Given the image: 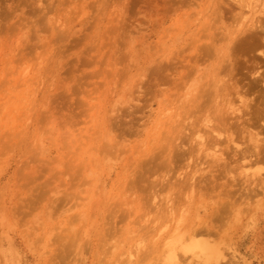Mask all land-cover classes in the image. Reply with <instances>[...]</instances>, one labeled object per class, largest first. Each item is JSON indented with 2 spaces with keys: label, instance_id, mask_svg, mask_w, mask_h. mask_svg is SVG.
<instances>
[{
  "label": "rangeland",
  "instance_id": "rangeland-1",
  "mask_svg": "<svg viewBox=\"0 0 264 264\" xmlns=\"http://www.w3.org/2000/svg\"><path fill=\"white\" fill-rule=\"evenodd\" d=\"M263 114L264 0H0V264H264Z\"/></svg>",
  "mask_w": 264,
  "mask_h": 264
},
{
  "label": "bare ground",
  "instance_id": "bare-ground-1",
  "mask_svg": "<svg viewBox=\"0 0 264 264\" xmlns=\"http://www.w3.org/2000/svg\"><path fill=\"white\" fill-rule=\"evenodd\" d=\"M242 2V1H241ZM252 3V2H251ZM247 6L249 7V3L247 4ZM242 9V8H241ZM253 12V11H252ZM256 15V14H255ZM245 18V17H244ZM257 21V20H256ZM256 24H257V22H256ZM232 34V33H231ZM213 42V41H212ZM208 50V49H207ZM203 51V50H202ZM205 52V51H204ZM208 53V52H207ZM206 53V54H207ZM205 55V54H204ZM212 71V70H211ZM215 91V90H214ZM243 98V97H242ZM256 110H257V107H256ZM233 111V110H232ZM236 111V110H235ZM237 112V111H236ZM185 113V112H184ZM241 114V113H240ZM238 115V114H237ZM264 115V114H263ZM188 116H190V114H188ZM238 118V117H237ZM236 119V118H235ZM235 121V120H234ZM257 122V121H256ZM264 122V121H263ZM111 123V122H110ZM245 123V122H244ZM253 123H255V122H253ZM238 124V123H237ZM242 124V123H241ZM224 125H226L227 126V124H224ZM250 125H251V123H250ZM254 126H256L257 124H253ZM262 125L263 124H261V127H262ZM176 126H177V124H176ZM188 126V125H187ZM224 127L225 129H227V127ZM238 126V125H237ZM242 126V125H241ZM244 126H246V125H244ZM253 126V128H255ZM231 127V126H230ZM247 127V126H246ZM258 127H260V126H258ZM217 128V127H216ZM221 129V128H220ZM231 129V128H230ZM239 129H241L240 128V126H239ZM249 129V128H248ZM258 129V128H257ZM184 130V129H183ZM228 130H229V128H228ZM227 130V131H228ZM236 130V129H235ZM237 130H238V128H237ZM247 130V129H246ZM246 130L244 131L243 130V132H245L244 134H246ZM260 130V129H259ZM259 130L256 132V133H258L259 132ZM262 130H264V127H262ZM172 131V130H171ZM232 131V130H231ZM239 131H241V130H239ZM261 131V130H260ZM200 132V131H199ZM229 132V131H228ZM248 132V131H247ZM210 133V132H209ZM220 133V132H219ZM235 133V132H234ZM238 133V132H237ZM263 133V132H262ZM225 134V133H224ZM214 135V134H213ZM220 135V134H219ZM228 135V134H227ZM233 135V134H232ZM243 134H241V136H242ZM248 135V134H247ZM258 135V134H257ZM256 135V136H257ZM264 135V134H263ZM231 136V135H230ZM241 136H238V137H240L241 138ZM246 136V135H245ZM249 136L250 135H248V138H249ZM253 136H255V135H253ZM255 136V137H256ZM260 136H261V134H260ZM216 137H217V135H216ZM219 137V136H218ZM215 138V137H214ZM239 138V139H240ZM216 139H218V141H219V138H216ZM231 139H232V137H231ZM242 139V138H241ZM250 139V138H249ZM213 140V139H212ZM221 140V139H220ZM233 140V139H232ZM236 140L238 141V139H234V143L236 142ZM244 141H240V142H242V143H244L245 141H247V143H249L248 142V140H247V137H246V139H245V137H244V139H243ZM261 140H263V139H261ZM207 141H209V140H207ZM216 141V140H215ZM225 142L226 143V141L223 139L221 142ZM229 141V140H228ZM178 142V141H177ZM220 142V141H219ZM220 142V143H221ZM231 142H233V141H231ZM260 142V141H259ZM264 142V141H263ZM262 143V142H261ZM261 143H259V144H261ZM175 144V143H174ZM219 144V143H218ZM228 144V143H227ZM252 144H254V147H253V151H251V150H248L247 149V146H246V144H245V146H246V148L244 147H242L240 144L238 145V144H236V149L238 150V151H234V153H232V154H234V160L235 161H233V160H231V158H230V161L234 164V162H238L239 163V160H240V163H242V162H246V163H248V165H250L251 164V166H253L252 164H254L255 162L257 163L256 165H258V162L259 163H261L262 161L261 160H263L264 161V154H263V152H264V149L261 151V155H259V153H260V151L259 150H261L260 149V145L259 144H256V142H254V143H252ZM251 143H250V145H252ZM235 145V144H234ZM232 146V147H235V146ZM261 145H263V144H261ZM240 146L242 147V148H240ZM244 146V145H243ZM116 147V146H115ZM230 147V146H229ZM263 147H264V145H263ZM251 148V147H250ZM230 149V148H229ZM235 149V148H234ZM252 149V148H251ZM233 150V149H232ZM251 151V152H250ZM233 152V151H232ZM150 154V153H149ZM156 154V153H155ZM182 155V154H181ZM148 156V155H147ZM171 156V155H170ZM232 156V155H231ZM230 156V157H231ZM252 156H254V158H252ZM232 157V158H233ZM180 158H182V157H180ZM220 159V158H219ZM141 160V159H140ZM214 160V159H213ZM241 160H243L242 162H241ZM216 161H217V159H216ZM215 161V162H216ZM178 162V161H177ZM222 162H223V160H222ZM222 162L220 163V164H222ZM227 162V161H226ZM230 162V163H231ZM236 162V163H237ZM171 163V162H170ZM216 163H218V162H216ZM216 163H214V164H216ZM230 163H228L227 162V164H224V165H227L228 167H229V165H230ZM231 163V164H232ZM219 164V165H220ZM232 164V166L234 167V165ZM243 164V163H242ZM240 165L241 167H243V165ZM261 164H263V163H261ZM261 164H259V165H261ZM152 165V164H151ZM162 165V164H161ZM217 166H218V164H216ZM215 165V166H216ZM245 165V164H244ZM247 165V164H246ZM245 165V166H246ZM247 165V166H248ZM255 165V164H254ZM255 165V166H256ZM220 166H222L221 168L223 169V168H225V166H223V165H220ZM227 166H226V168H227ZM231 166V165H230ZM237 166L238 165H236V167L235 168H237ZM244 166V167H245ZM149 168V167H148ZM255 168H257L253 173H251V174H249L250 176H249V178H246L245 179V181L243 180V183H246L245 185H244V187L242 186V188H241V186H240V188L239 189H235V190H239L240 192L238 193V195L237 196H239V197H242V196H244L243 198H246L247 199V197L248 198H251V197H249V196H254V195H258V190L259 189H264V177H262L261 176V174L260 173H262V172H260V171H262L263 169H261V166H260V168L259 167H255ZM240 169V167H238V170ZM225 170H227V169H225ZM241 170V172H243L242 171V168L240 169ZM220 171H223V170H220ZM229 170H227L226 172H228ZM224 172V171H223ZM239 172V171H238ZM225 173V172H224ZM155 174V173H154ZM160 174V173H159ZM239 174H241V173H239ZM156 176V175H155ZM165 176V175H164ZM232 177V176H231ZM243 177V176H242ZM74 179V178H73ZM145 179H147V178H145ZM241 179H243V178H241ZM169 180V179H168ZM201 180V179H200ZM146 181V180H145ZM196 181V180H195ZM198 181V180H197ZM196 181V182H197ZM213 181V180H212ZM154 182V181H153ZM152 182V183H153ZM239 182H240V180H239ZM134 183V182H133ZM241 183V182H240ZM74 184V183H73ZM154 184V183H153ZM215 184V183H214ZM238 184V181L236 180V179H234V178H232V181L231 182H229V183H227V182H225L224 183V188L222 189L223 191H224V189L226 190V192H225V195L224 196H226V194L228 193V196L231 194V192H233L232 190H230L231 189V187H234L235 185H237ZM239 185V184H238ZM243 185V184H242ZM71 186V185H70ZM211 186H212V184H211ZM216 186H213V188H215ZM159 188V187H158ZM264 191V190H263ZM44 194V193H43ZM57 194V193H56ZM157 194V193H156ZM219 196H220V194H219ZM59 202H61V201H59ZM48 206V205H47ZM59 206V205H58ZM259 209V208H258ZM219 212V214H220V210L218 211ZM221 212H224L223 210H221ZM130 214V213H129ZM225 214V213H224ZM120 216V215H119ZM217 216V215H216ZM124 217V216H123ZM130 217V216H129ZM220 217V216H219ZM221 217H222V215H221ZM122 220V219H121ZM205 227V226H204ZM207 228V227H206ZM205 229V228H204ZM208 229V228H207ZM207 229H205V231H203V229H193V230H189L188 231V233H185V234H187V238H189V239H194L195 237H194V235L196 236V235H199L200 233H202V232H205L206 234H209L210 233V231L209 230H207ZM197 233H199V234H197ZM194 238H193V237ZM184 238H185V235H184ZM183 238V239H184ZM173 241V240H172ZM183 243V242H182ZM183 245V244H182ZM185 248V247H184ZM184 248H183V250H184ZM180 249V248H179ZM183 252V251H182ZM177 256V255H176ZM182 256V255H181ZM177 258V257H176ZM180 258V257H179Z\"/></svg>",
  "mask_w": 264,
  "mask_h": 264
}]
</instances>
